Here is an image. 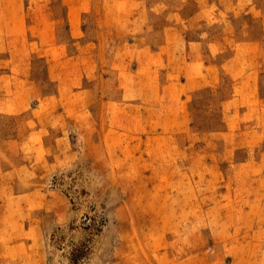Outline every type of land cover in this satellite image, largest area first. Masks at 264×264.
I'll return each instance as SVG.
<instances>
[{"label":"crops","instance_id":"0c3cea01","mask_svg":"<svg viewBox=\"0 0 264 264\" xmlns=\"http://www.w3.org/2000/svg\"><path fill=\"white\" fill-rule=\"evenodd\" d=\"M177 1L160 0L159 9L148 0H113L100 9L96 0H0L1 106L18 116L16 133L0 140V264L60 260L51 230L71 213L54 183L55 158L63 140L72 155L71 137L61 133L67 115L93 106L99 67L91 59L100 48L111 61L104 83L116 92L107 100L118 120L101 140L117 141L125 155L158 158L139 164L138 181L165 189L172 219L252 222L247 231L231 223L204 233L201 262L155 264H264V0ZM100 12L95 26L90 18ZM42 60L54 88L34 76ZM223 74L233 79L226 97ZM206 89L219 99L223 126L195 118V96ZM130 116L146 129L130 127ZM133 251L129 264H142L141 241Z\"/></svg>","mask_w":264,"mask_h":264},{"label":"rangeland","instance_id":"374dc122","mask_svg":"<svg viewBox=\"0 0 264 264\" xmlns=\"http://www.w3.org/2000/svg\"><path fill=\"white\" fill-rule=\"evenodd\" d=\"M170 2L176 6L179 1L169 0ZM96 3L97 7L103 9L105 5L112 4L113 0H96ZM148 3L159 6L160 0H148ZM160 7L161 5L159 9ZM101 17L100 12L93 15L90 20L96 26L95 23H99ZM152 17H157L156 11L151 19ZM112 48L113 45H110L109 52ZM98 50H103L104 53L101 56L97 55ZM98 50H95L91 59L92 64L99 67L95 71L96 75L92 76L93 79H97L93 86L99 88L94 93L96 96L93 106L89 108V112L85 108L73 111L69 114L71 116L67 115L71 123H62L61 127L62 135L67 139L71 137L72 155H68V150L65 148L67 143L63 140L64 145L61 148L63 154H56L55 158L60 166L55 174L54 183L68 198L71 219L66 225L55 226L52 230L49 228L55 231L53 245L61 251L60 260L51 264H112L117 259H123L129 264L135 260L133 251L135 240L141 241L142 244V264H155L156 260L169 261L171 257L177 262L184 258L195 263L201 262L202 254L198 252V247H202L204 240L209 242L208 234L204 235V233L224 231L231 223L233 231H247L252 222L244 219L233 221L172 219L171 212H168L165 204L167 197L165 189L152 191L148 182L138 181L139 164L149 167L151 162H157L158 158L148 155L143 157L129 155L127 150L125 155L124 150L118 148L117 141L110 142L108 138L101 140L102 135L107 136L110 132L111 123L115 129L118 127V120L117 107L109 105L107 100L116 92L111 91L112 86L109 84L111 80L104 83L111 61L108 59L107 48ZM34 69V76L43 81L47 89L55 87L54 82L47 76L45 60L35 63ZM232 88L233 79L223 74L222 96H230ZM47 92L51 91H45V94ZM211 93L206 89L195 96L193 102L195 118L204 122L206 127L211 124L223 126V112L221 105L219 106V99L212 101ZM3 103V94L0 93V140L16 133L18 119V116L4 112L1 106ZM35 104H37L36 99L33 101V106ZM127 110L132 114L136 109L127 108ZM47 117L48 120L58 119L57 114H48ZM129 121L130 127L138 125V128L146 129V125L136 124L132 116L129 117ZM88 139L91 140L89 146H87ZM179 231L184 232L180 234ZM135 232L138 234L134 235ZM199 232L204 235L200 239L197 237ZM167 233L170 250L172 248L171 253L165 250ZM151 245L154 249L162 250L152 252ZM182 245L187 246L188 249L184 247L183 250ZM212 255L211 252V257ZM241 263L242 261H239V264Z\"/></svg>","mask_w":264,"mask_h":264}]
</instances>
